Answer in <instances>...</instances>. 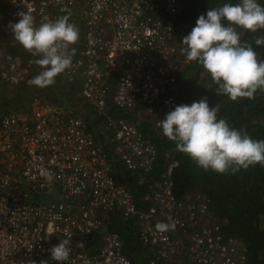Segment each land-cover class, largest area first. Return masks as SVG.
Returning <instances> with one entry per match:
<instances>
[{
  "label": "built area",
  "instance_id": "2783aa9c",
  "mask_svg": "<svg viewBox=\"0 0 264 264\" xmlns=\"http://www.w3.org/2000/svg\"><path fill=\"white\" fill-rule=\"evenodd\" d=\"M8 1L18 13L30 8L37 26L80 10L83 48L64 78L80 83L99 114L110 102L127 110L141 106L162 129L163 112L177 105L168 89L190 62L182 51L188 33L169 20L180 12L179 0ZM38 58L5 56L2 79L30 85L41 71ZM133 120L118 116L106 129L126 169L148 174L158 162L157 147ZM164 161L159 177L142 176L148 191L138 202L116 178L106 149L81 115L52 101L40 104L38 98L26 111L0 109V264H60L50 249L66 233L71 254L64 264H135L122 235L108 229L107 219L117 212L134 219L140 242L154 249L148 264H245L244 241L223 234L207 196L178 198L173 174L179 161L171 151ZM41 167L48 177L40 175ZM169 216L175 230L158 231L155 225Z\"/></svg>",
  "mask_w": 264,
  "mask_h": 264
},
{
  "label": "clouds",
  "instance_id": "9594fccd",
  "mask_svg": "<svg viewBox=\"0 0 264 264\" xmlns=\"http://www.w3.org/2000/svg\"><path fill=\"white\" fill-rule=\"evenodd\" d=\"M18 16V21L9 24L12 36L39 57L36 63L41 66L29 83L41 88L55 84L56 77L71 67L75 54L71 46L79 40V29L69 20L71 13L39 26L30 8ZM237 27L252 32L264 29V4L260 0H239L209 8L182 40L186 59L202 65L218 85L216 93L232 101L243 97L254 99L258 90H264V60H258L251 44L241 41ZM255 45H264V37H257ZM220 111L219 103L211 106L207 97H203L191 104L176 105L162 117L159 126L163 135L175 142L177 151L188 154L204 170L235 173L241 168L264 165V140L254 139L245 130L233 127L218 115ZM40 175L48 177L49 172L41 167ZM195 193L207 196L196 190L184 198ZM155 227L160 232L175 230L176 221L169 216L167 222H158ZM65 236L50 249L52 260L60 264L69 262L71 254V236L67 233Z\"/></svg>",
  "mask_w": 264,
  "mask_h": 264
},
{
  "label": "trees",
  "instance_id": "16d2710c",
  "mask_svg": "<svg viewBox=\"0 0 264 264\" xmlns=\"http://www.w3.org/2000/svg\"><path fill=\"white\" fill-rule=\"evenodd\" d=\"M179 1L180 12L168 17L177 31H186L187 33L191 31L198 17L206 13L207 9L220 7L225 3L239 2V0ZM260 2L264 4V0H260ZM236 30L240 33L242 42L253 46L257 52L258 60H264V45H255L257 37H264V29L252 32L237 27ZM217 87L218 85L213 81L210 73L196 61H191L183 70L178 71L176 82L169 87L168 94L175 97L177 105L191 104L193 101L207 97L211 106L217 103L221 105L218 115L225 118L233 127L245 130L254 139L264 140V90H258L254 99L243 97L232 101L227 96L218 95L215 91ZM63 107L68 108V106ZM109 107L111 114L120 111V117L135 119L133 121L157 147L158 162L155 168L148 174H142L140 171L130 172L123 165L122 167L118 166L117 157L113 155L112 136L106 138L103 143L101 142L111 163H114L112 168L115 167L118 180L128 185L134 192L137 201L148 191V183H140L142 176L146 181H150L155 174L159 177L165 164V152L170 150L179 161V166L173 174L178 198H184L187 193L196 190L206 194L210 198L213 216L222 224L223 234L237 236L246 244L249 257L245 264H264V165L256 164L248 169L241 168L235 173L231 170L225 173L215 172L211 169L204 170L198 167L188 154L177 151L175 142L163 135L162 129L154 128L156 131L150 129L149 124L154 119L147 115L141 106L127 110L110 102ZM139 112H144L143 120L136 119ZM166 114L167 112H163L162 117L164 118ZM117 117L111 116V120H116ZM141 207L144 208V206ZM134 223V219H125L121 213L119 215L112 213L107 219L108 229L118 231L122 235L124 247L126 245L131 251L128 252L124 249L133 262L135 264L138 261L145 263L147 256L145 254L140 256L139 252L147 250V247L141 245L140 240L136 238Z\"/></svg>",
  "mask_w": 264,
  "mask_h": 264
},
{
  "label": "crops",
  "instance_id": "0c3cea01",
  "mask_svg": "<svg viewBox=\"0 0 264 264\" xmlns=\"http://www.w3.org/2000/svg\"><path fill=\"white\" fill-rule=\"evenodd\" d=\"M19 19L20 17L18 16V12L10 6V2L8 0H0V60L5 56H19L23 59H28L33 55L32 52L26 50L12 36L9 24L10 22L18 21ZM69 20L79 29V40L76 42V45L71 46L75 49V54L73 56L75 57V55H80L84 42L85 26L81 11L77 10L76 13L71 14ZM39 72L40 71L34 73L33 77ZM6 94L10 95L8 97V99H10L9 103H4L7 99ZM33 98H38L40 104L44 103L45 101H52L58 105L68 106V108L74 110L84 118L87 130L95 135L97 142H99L101 145L105 139L111 135L110 131L106 129L107 121L111 119V116H121L120 111H116L115 114H111L110 107L106 112L99 114L95 107L83 97L80 83H69L64 78L62 73L56 77L55 84L43 88L31 84L12 86L6 83L0 75V103L4 104L0 107V109H18L26 111L29 108L30 100ZM109 161H111L110 158ZM116 161L117 164H119L118 166L122 167V162H120L118 159H116ZM111 165H114V163H111ZM153 177H158V175L155 174ZM116 214L119 215L120 213L117 212ZM134 227L136 238L139 239V229L136 225V222L134 223ZM139 243L143 245L140 241ZM125 249L128 252L131 251L128 247H126V245ZM151 249L152 250L150 251L152 254L149 253V258L148 255H146V251L141 250L139 255L141 256L145 254L147 256L146 262L142 263L138 261L136 264H148V259H150L155 254L154 249ZM147 250H149L148 247Z\"/></svg>",
  "mask_w": 264,
  "mask_h": 264
},
{
  "label": "rangeland",
  "instance_id": "374dc122",
  "mask_svg": "<svg viewBox=\"0 0 264 264\" xmlns=\"http://www.w3.org/2000/svg\"><path fill=\"white\" fill-rule=\"evenodd\" d=\"M10 95L9 94H6V97H7V99H6V101L4 102V103H6V102H8L9 103V101H10V99H8V97H9ZM4 104L2 103H0V107L1 106H3ZM140 113V112H139ZM143 115H144V112H141L139 115H137L136 116V119H138V120H143L142 118H143ZM137 121V120H136ZM152 126V127H151ZM149 127H150V129L151 130H155L156 128L154 127V125H153V121L152 122H150V124H149ZM155 128V129H154ZM156 131V130H155ZM113 171L115 172V167L113 168ZM145 251H146V255H148V258H149V253H151L152 254V252L150 251V250H146L145 249Z\"/></svg>",
  "mask_w": 264,
  "mask_h": 264
},
{
  "label": "bare ground",
  "instance_id": "6f19581e",
  "mask_svg": "<svg viewBox=\"0 0 264 264\" xmlns=\"http://www.w3.org/2000/svg\"><path fill=\"white\" fill-rule=\"evenodd\" d=\"M77 56H78V55H75V57H77ZM75 57H73V58H75ZM189 63H190V62H189ZM189 63H188V64H189ZM188 64H187V65H188ZM187 65H186V66H187Z\"/></svg>",
  "mask_w": 264,
  "mask_h": 264
}]
</instances>
